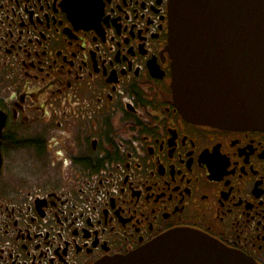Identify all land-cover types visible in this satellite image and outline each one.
<instances>
[{"label": "flooded vegetation", "instance_id": "obj_1", "mask_svg": "<svg viewBox=\"0 0 264 264\" xmlns=\"http://www.w3.org/2000/svg\"><path fill=\"white\" fill-rule=\"evenodd\" d=\"M170 0H0V264H96L174 229L264 264V128L175 104Z\"/></svg>", "mask_w": 264, "mask_h": 264}, {"label": "water", "instance_id": "obj_2", "mask_svg": "<svg viewBox=\"0 0 264 264\" xmlns=\"http://www.w3.org/2000/svg\"><path fill=\"white\" fill-rule=\"evenodd\" d=\"M169 6L172 90L183 116L219 128H264V0H170ZM96 264L258 263L181 228Z\"/></svg>", "mask_w": 264, "mask_h": 264}]
</instances>
